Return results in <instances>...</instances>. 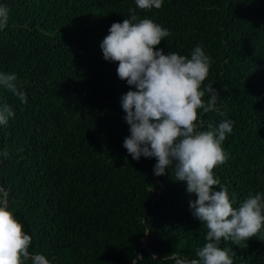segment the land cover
I'll use <instances>...</instances> for the list:
<instances>
[{"label": "trees", "instance_id": "16d2710c", "mask_svg": "<svg viewBox=\"0 0 264 264\" xmlns=\"http://www.w3.org/2000/svg\"><path fill=\"white\" fill-rule=\"evenodd\" d=\"M0 5L9 9L0 72L15 73L27 97L21 103L0 86V105L15 113L0 126V150L8 152L0 187L32 236L30 251L52 264H133L138 255L136 264H160L173 252L198 258L207 228L190 209L196 195L174 180V167L156 176L155 158L136 161L123 147L130 133L120 98L130 86L100 45L135 0ZM136 11L169 29L157 46L165 53L190 58L202 45L212 58L202 87L213 84L219 99L215 111L201 112L200 130L235 122L222 144L229 158L214 175L234 207L264 192V0H164L161 9ZM262 237L264 228L239 246L221 240L219 247L231 249L233 264H264Z\"/></svg>", "mask_w": 264, "mask_h": 264}, {"label": "clouds", "instance_id": "9594fccd", "mask_svg": "<svg viewBox=\"0 0 264 264\" xmlns=\"http://www.w3.org/2000/svg\"><path fill=\"white\" fill-rule=\"evenodd\" d=\"M163 2L135 0L136 7L128 9L129 18L113 22L100 45L104 59L118 62V77L130 86L120 98L130 133L123 147L136 161L142 156L155 158L156 176L174 167V180L186 182L187 193L197 197L189 202L193 216L207 228L206 244L196 249L198 258L188 259L173 252L160 264L169 260L174 264H233L231 249L219 247L221 240L239 246L261 234L264 192L250 193L239 207H234L227 189L214 175V168L229 158L222 144L235 122L223 120L215 127L208 123L207 130H200L201 112L215 111L219 99L213 84L202 87L213 61L202 45L194 47L190 58L157 48L171 35L169 29L150 18H140L136 9H161ZM8 21L9 9L0 5V30ZM16 81L15 73L0 72V86L27 103ZM14 117L11 106L0 105V126H7ZM7 156L6 150H0V164ZM8 197L9 191L0 187V264H52L44 254L30 251L32 236L24 231ZM137 259L143 257L138 255L133 264ZM151 259L156 260V254Z\"/></svg>", "mask_w": 264, "mask_h": 264}]
</instances>
